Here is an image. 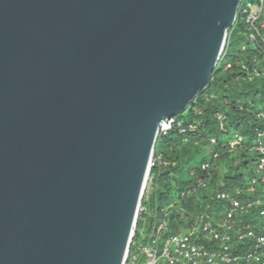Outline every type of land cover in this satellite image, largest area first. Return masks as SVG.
Returning <instances> with one entry per match:
<instances>
[{"label":"water","instance_id":"water-1","mask_svg":"<svg viewBox=\"0 0 264 264\" xmlns=\"http://www.w3.org/2000/svg\"><path fill=\"white\" fill-rule=\"evenodd\" d=\"M243 1L0 0V264L125 263Z\"/></svg>","mask_w":264,"mask_h":264},{"label":"trees","instance_id":"trees-1","mask_svg":"<svg viewBox=\"0 0 264 264\" xmlns=\"http://www.w3.org/2000/svg\"><path fill=\"white\" fill-rule=\"evenodd\" d=\"M254 31L238 14L211 79L159 133L131 251L149 242L160 220L167 219L166 234H174L208 205L223 208L215 198L219 191L248 197L261 189L251 179L260 158L257 146L264 142V29L252 39Z\"/></svg>","mask_w":264,"mask_h":264},{"label":"built area","instance_id":"built-area-1","mask_svg":"<svg viewBox=\"0 0 264 264\" xmlns=\"http://www.w3.org/2000/svg\"><path fill=\"white\" fill-rule=\"evenodd\" d=\"M238 14L254 28L252 39L260 35L264 0H244ZM175 117L163 119L160 132L170 128ZM257 150L260 158L251 182L261 184L260 190L247 192L248 197L227 190L217 192L215 198L223 208L208 205L207 211L178 233L166 234L170 228L167 219L156 222L149 242L135 244L124 264H264V142L260 141Z\"/></svg>","mask_w":264,"mask_h":264},{"label":"rangeland","instance_id":"rangeland-1","mask_svg":"<svg viewBox=\"0 0 264 264\" xmlns=\"http://www.w3.org/2000/svg\"><path fill=\"white\" fill-rule=\"evenodd\" d=\"M219 167H220V165H219Z\"/></svg>","mask_w":264,"mask_h":264}]
</instances>
